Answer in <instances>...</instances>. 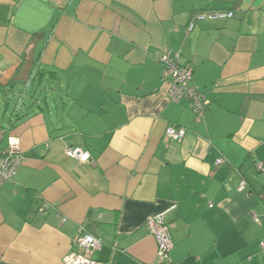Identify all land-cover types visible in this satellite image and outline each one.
<instances>
[{
    "label": "crops",
    "instance_id": "crops-1",
    "mask_svg": "<svg viewBox=\"0 0 264 264\" xmlns=\"http://www.w3.org/2000/svg\"><path fill=\"white\" fill-rule=\"evenodd\" d=\"M168 51L199 120L167 97ZM0 101L25 157L0 188V264H62L81 226L99 263L158 264L161 213L171 264H264V0H0Z\"/></svg>",
    "mask_w": 264,
    "mask_h": 264
},
{
    "label": "built area",
    "instance_id": "built-area-1",
    "mask_svg": "<svg viewBox=\"0 0 264 264\" xmlns=\"http://www.w3.org/2000/svg\"><path fill=\"white\" fill-rule=\"evenodd\" d=\"M232 13H216L214 15H202L198 19L208 18L224 19L231 18ZM193 29V25L188 26V31ZM179 52L172 55L170 51L163 53L159 60L166 68L165 78L170 80V86L167 97L172 102L187 100L191 110L199 120L208 105L205 96L194 87H192L193 70L189 66L179 63ZM186 134V130L180 127L169 126L165 129V135L172 140L180 142ZM64 155L68 158L75 159L82 163L90 161L88 152L78 147H67ZM25 157L20 149L19 139L9 134L5 129L0 128V188L2 185L15 175L17 170L23 165ZM222 159L215 161L216 165L222 164ZM244 185H240L239 189H243ZM146 228L149 234L156 241V258L158 264H171L170 251L172 249V241L170 237V227L164 221V213L154 215L147 219ZM104 241L94 235H91L81 226L77 234L71 241V247L75 249L62 258V264H104L93 259V253L101 249ZM261 248L264 250V242H260Z\"/></svg>",
    "mask_w": 264,
    "mask_h": 264
},
{
    "label": "rangeland",
    "instance_id": "rangeland-1",
    "mask_svg": "<svg viewBox=\"0 0 264 264\" xmlns=\"http://www.w3.org/2000/svg\"><path fill=\"white\" fill-rule=\"evenodd\" d=\"M17 88H18V89L15 90L16 93H18V92L20 91V89H21V88H19V87H17ZM20 92H21V91H20ZM0 102H1V101H0ZM0 126H3V125H1V123H0Z\"/></svg>",
    "mask_w": 264,
    "mask_h": 264
}]
</instances>
